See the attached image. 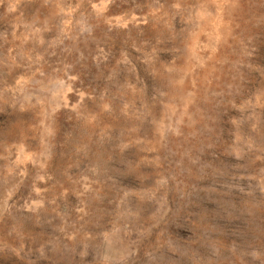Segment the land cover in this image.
<instances>
[{
  "label": "rangeland",
  "instance_id": "374dc122",
  "mask_svg": "<svg viewBox=\"0 0 264 264\" xmlns=\"http://www.w3.org/2000/svg\"><path fill=\"white\" fill-rule=\"evenodd\" d=\"M0 264H264V0H0Z\"/></svg>",
  "mask_w": 264,
  "mask_h": 264
}]
</instances>
